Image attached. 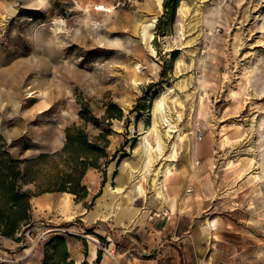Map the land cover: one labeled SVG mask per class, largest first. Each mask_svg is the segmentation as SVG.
<instances>
[{"label":"rangeland","instance_id":"374dc122","mask_svg":"<svg viewBox=\"0 0 264 264\" xmlns=\"http://www.w3.org/2000/svg\"><path fill=\"white\" fill-rule=\"evenodd\" d=\"M197 1L162 0L160 7L158 0H0L4 150L23 161L53 153L63 148L73 125L91 136L108 130L110 140L109 162L86 172L84 199L57 191L38 194L33 183L23 186L34 192L32 221L13 237L0 234V264H45L47 246L58 237L69 243L75 264H89L92 239L110 264H147L163 250L169 256L160 259L175 257L178 264H264V128L252 146H239L238 124L240 115L264 121V96L241 112L246 79L233 76L235 58L244 56L251 89L258 92L264 82V32L256 33L253 20L248 31L254 39L237 48V21L248 16L252 1L264 3L202 0L199 21ZM183 4L188 13H182ZM32 91L43 95L27 97ZM164 94L157 130L167 148L161 154L157 146L152 150L147 193L135 199L128 164H142L145 153L139 148L147 151L142 132L149 131L156 144L151 131ZM177 111L183 112L178 121ZM213 114L216 121L208 119ZM174 143L175 155L169 157ZM247 156L257 159L262 179L239 178ZM163 161L171 163L166 199L153 185L154 169ZM45 163L46 174L53 160ZM108 184L120 190L111 193ZM165 210L166 216L155 215ZM209 221H215L214 229ZM155 227L162 240L149 250ZM76 250L85 257L81 263L74 260Z\"/></svg>","mask_w":264,"mask_h":264},{"label":"trees","instance_id":"16d2710c","mask_svg":"<svg viewBox=\"0 0 264 264\" xmlns=\"http://www.w3.org/2000/svg\"><path fill=\"white\" fill-rule=\"evenodd\" d=\"M66 133V142L61 150L42 153L25 161L15 159L0 143V234L13 237L22 225L32 221L30 211L34 192L31 189L23 190L24 185L33 183L38 194L69 192L76 195L78 200L87 196L88 190L83 185V179L88 168L100 169L109 162V131L91 136L84 128L73 125L67 128ZM48 159L53 160V163L45 174L42 169ZM100 261L99 252L96 264ZM45 264H75L70 260L64 238H55L47 246Z\"/></svg>","mask_w":264,"mask_h":264},{"label":"bare ground","instance_id":"6f19581e","mask_svg":"<svg viewBox=\"0 0 264 264\" xmlns=\"http://www.w3.org/2000/svg\"><path fill=\"white\" fill-rule=\"evenodd\" d=\"M201 2V3H200ZM262 3H264V0H262ZM158 4L161 7L162 6V0H158ZM205 5L204 1L202 0H198L196 3V7H197V18L200 21V16H201V12H202V7ZM264 8V4L261 5L259 7V4H255L252 1V5L249 7L248 9V16H246L244 19H241L239 21H237L238 24V38H239V44L237 46L238 48V52L242 49V47H247L250 45V43L248 44L249 40H253V35L250 34V32L248 31L249 29V24H250V19L254 21V24L257 26V30L256 33L263 31L264 32V23L262 22L264 20V10L262 9ZM97 9L102 10V9H108L106 7L105 4H97ZM182 13H188L189 9H187L185 7V4H183L182 9H181ZM260 24V26H258ZM254 28V27H253ZM252 28V29H253ZM141 28H139L138 33L140 34ZM260 29V30H258ZM251 31V30H250ZM264 47V42H262L260 44V46ZM240 57H242L241 61H245L246 59L244 58V56H239L235 58V65H234V77L235 79L237 76L239 77V75H241L242 78L246 79V86L244 87V89L246 90V104H243V108H241V112H245L247 110V104L252 103L253 100L260 98L259 96H264V82L261 83L259 85L260 90L258 92H254L253 89H251V75H248L246 70H247V62H240ZM136 67L138 66V63L135 64ZM134 74L132 76V81L133 83H138V80L140 78H138V72L136 69H134ZM186 70V68H185ZM127 78V76H126ZM181 89H186L187 88V82L185 83V85H180ZM43 93L38 92V91H32L28 93L27 97H38V96H42ZM175 95V93L173 94V96ZM190 95V94H188ZM173 96L167 98V103L170 100V98H172ZM164 98H166L165 94L161 96V99L158 100L157 105L155 107V113H154V128H153V137H154V141L156 142L155 145H153L152 142L149 141L148 139V135H149V131H144L142 132L143 135V139L145 138V140L147 141V151L145 152L141 147L139 148L140 153H142L145 156L142 158V164L139 168H135L134 166H132L131 164H128V172L130 174V179H131V188H132V192H133V198H138L140 196L146 195L147 191L145 190L144 187V182L147 180V174L146 171L149 170L150 168V164L152 162V155L151 152L152 150L157 146L159 153L161 154L162 149L167 148V146H165V148L162 146L163 145V139L161 137V134L158 132L157 130V124L160 125V122L162 121V115L160 116L158 113V110L160 109V107L162 106L163 100ZM173 101L176 102L177 98L176 96L173 97ZM221 101V100H219ZM179 105L183 106V102L179 101ZM169 109H172L170 101H169V105H168ZM218 109H222V105L217 107ZM219 109V110H220ZM178 112V116L176 117L175 120L178 121L179 118L183 117V112L182 111H177ZM205 110L201 109L200 110V114L201 115H205ZM243 116L242 119L240 120L241 123L239 122V126L240 128H242L243 130L240 131L239 136L243 137L241 138L240 142H239V146L243 145L245 142L249 143L248 145H253L254 141H255V137L257 134V130L264 128V121L260 122L258 120L257 117H253V118H247L248 115H240ZM209 120L211 121H216V117L215 115H211L210 117H208ZM218 122V121H217ZM251 122V123H250ZM252 124V129L248 127V125ZM175 127L178 126V122L175 123ZM171 126V125H170ZM222 132L224 131V135L227 134V129L225 126L222 127ZM178 137L180 139H184L185 135L182 133L178 134ZM226 139L229 141L231 140V138H229V136L226 135ZM143 141V140H142ZM175 146L176 143H174L173 145H169L168 150L170 152L169 157L172 155H175ZM246 162L245 165L240 168L238 170V175L239 178L241 179H245L247 177L250 176H255L257 179H262V176L260 175L259 171L256 170V165H257V159L254 157H250L247 156L246 157ZM171 169V163H167L166 161L160 162V165L154 169V177H153V185L154 188L157 191V195L160 198H165V193H164V182L166 181V177L167 174L170 172ZM237 171V170H236ZM164 177V178H162ZM108 191H110L111 193H115L118 190H120V188L118 187L117 189H114L113 186H111L110 184H108L107 187ZM64 194L68 196L71 195V193L69 192H64ZM216 223L215 221H209L208 222V228L209 229H214ZM97 253V241L92 239L91 241V258L95 257ZM254 264H258L257 262Z\"/></svg>","mask_w":264,"mask_h":264},{"label":"crops","instance_id":"0c3cea01","mask_svg":"<svg viewBox=\"0 0 264 264\" xmlns=\"http://www.w3.org/2000/svg\"><path fill=\"white\" fill-rule=\"evenodd\" d=\"M160 221H161L160 219H156L155 222L158 223ZM155 228H156L155 229V231H156L157 227H155ZM158 231L160 232V230H157L156 232L152 231L151 234L148 236V242H149V246H150L149 250H151L152 248H156V245L159 242H161V240H162L160 235L158 234ZM68 245H69V243H68ZM162 252L163 253L159 254V256H157L156 258H147V262H149L147 264H178L179 263V260L177 258H175V257L171 258V259H169V258L166 259L165 258V260H163L162 258L160 259V256H162V257L169 256V255H166L167 254L166 252H168V250H163ZM98 255H99V253L97 251L95 257L91 258V249H90L89 257L87 259H85V260H87V262L89 264H93L95 261H97ZM145 255H148V254H145ZM84 258L85 257H82V252L80 250H76L74 252V260L77 263L83 262ZM101 261H100L101 264H110L105 257H103V258L101 257Z\"/></svg>","mask_w":264,"mask_h":264},{"label":"built area","instance_id":"2783aa9c","mask_svg":"<svg viewBox=\"0 0 264 264\" xmlns=\"http://www.w3.org/2000/svg\"><path fill=\"white\" fill-rule=\"evenodd\" d=\"M168 210H165V211H162V212H159V213H155L156 216H161V215H164L166 216L168 214Z\"/></svg>","mask_w":264,"mask_h":264}]
</instances>
